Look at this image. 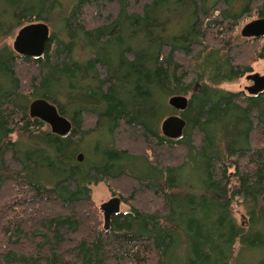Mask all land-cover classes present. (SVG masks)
Returning a JSON list of instances; mask_svg holds the SVG:
<instances>
[{
	"label": "trees",
	"instance_id": "16d2710c",
	"mask_svg": "<svg viewBox=\"0 0 264 264\" xmlns=\"http://www.w3.org/2000/svg\"><path fill=\"white\" fill-rule=\"evenodd\" d=\"M75 1L0 0V195L11 183L21 198L0 205L15 220L1 216L0 264H264V91L217 87L252 71L237 59L245 44L262 39L264 59V36L230 43L264 0ZM54 13L61 34L40 57L6 43ZM38 98L68 134L29 116ZM169 115L185 121L176 139L160 131ZM91 134L101 146L87 167L77 155ZM121 178L129 209L98 229L90 186Z\"/></svg>",
	"mask_w": 264,
	"mask_h": 264
},
{
	"label": "water",
	"instance_id": "95a60500",
	"mask_svg": "<svg viewBox=\"0 0 264 264\" xmlns=\"http://www.w3.org/2000/svg\"><path fill=\"white\" fill-rule=\"evenodd\" d=\"M243 38H259L264 36V17L257 18L246 23L240 30ZM50 30L44 22H34L22 26L16 32L12 42V49L19 55L27 57H40L49 41ZM246 80L252 85L245 87L248 94H257L264 91V74L251 73L246 75ZM188 98L186 96H171L167 104L176 111L186 108ZM28 114L31 118H37L47 124L53 134L64 136L71 129L70 122L58 113L56 106L42 98L32 100L28 105ZM185 127V121L179 115H169L160 123V131L167 138L176 139L181 136ZM83 156H77L81 161ZM120 199L113 197L100 205L103 216L104 229L108 228L113 215L120 213Z\"/></svg>",
	"mask_w": 264,
	"mask_h": 264
},
{
	"label": "rangeland",
	"instance_id": "374dc122",
	"mask_svg": "<svg viewBox=\"0 0 264 264\" xmlns=\"http://www.w3.org/2000/svg\"><path fill=\"white\" fill-rule=\"evenodd\" d=\"M61 5L66 6V7H71L74 3H76L75 0H58ZM0 5H2V3H0ZM56 9V8H55ZM57 13V12H55ZM54 15L51 17V20L49 21H39V22H44L48 25L50 32L53 31L55 32L56 36H60L61 33H59L58 31V26H59V22L57 21V17L56 15ZM258 16L254 13H250L248 16H245L243 19H241L236 28L232 30L231 34H232V39H231V44L233 45H243V38L240 35V30L241 28L248 22L253 21L255 19H257ZM87 21H89V19L87 18ZM34 23V22H33ZM18 31V30H17ZM16 31V32H17ZM16 32L13 34L12 37L6 39V43L9 46H12V42L14 40V37L16 35ZM263 42L262 39L258 40L255 43H252L251 46H248L245 44V47L242 49L243 50V54L241 56H239L237 59L238 61L242 62V63H248L251 66L252 71L250 73H257L260 75L264 74V59L259 58L257 56V48L259 47V45ZM213 44H215L214 42H212ZM243 47V46H242ZM251 85V82L246 80L245 76L231 81V82H223L220 83L219 85H217V87H219L220 89L223 90H227V91H233V92H237V91H245V87ZM194 90H196L197 86H194ZM100 136L102 137V134L100 135H96V134H91L90 135V139H87L86 141H84L81 145V149L82 152L79 153L78 155H82L83 157H85V165L88 167L90 165H93L94 163L98 162V159L96 158V145L101 146V140L98 141V139L100 138ZM14 138V137H13ZM126 148H128L129 150L135 152V153H140L141 152V148H139L138 146H125ZM77 155V156H78ZM78 161V160H77ZM134 168L137 169V171L139 173H141V169L143 171V167H141V165H136L133 166ZM8 186H5L2 190V194L0 195V205H6L9 203H14V204H20V197H18L19 195V189L17 192L12 193V191L9 190V187L12 185L10 184H6ZM131 185V184H130ZM129 188V184H128V180H125L123 178L119 179L118 181H114L111 180L109 181L108 186L106 184H104L103 182H98L97 184L91 185L90 189V196H91V201H92V206H90L92 212H94L95 216H94V221L96 222L95 226L96 228L100 229L101 227H104V223H103V216H102V212L100 211V205L107 202L108 200H110L113 197H117L120 199V211L121 212H126L129 209V205L125 204L122 201V198H126L128 196V192L127 189ZM12 189V188H11ZM110 189H112L114 191V193H112L110 191ZM129 204H133L131 201L129 202ZM14 211L17 212V209H14ZM13 210H3L2 207H0V223L2 225V223H4L1 219V216H3L2 218H8L9 221L14 222L15 220L12 219L11 217H13ZM232 212H233V216L236 219V221L238 223H240L241 225H245V223L247 222L246 220V214H245V210L244 207L242 205H240L239 202H234L232 203ZM2 213V215H1ZM7 219V220H8ZM3 235H1L0 233V247H4V240H3Z\"/></svg>",
	"mask_w": 264,
	"mask_h": 264
},
{
	"label": "flooded vegetation",
	"instance_id": "af4514ba",
	"mask_svg": "<svg viewBox=\"0 0 264 264\" xmlns=\"http://www.w3.org/2000/svg\"><path fill=\"white\" fill-rule=\"evenodd\" d=\"M258 18H262V17H258ZM260 38V37H259ZM249 74H251V73H249ZM248 75V74H247ZM246 77V76H245ZM251 85H252V83H251ZM250 86V85H249Z\"/></svg>",
	"mask_w": 264,
	"mask_h": 264
}]
</instances>
